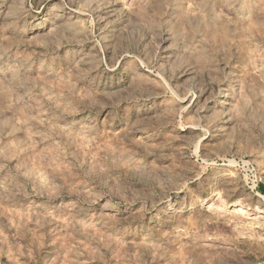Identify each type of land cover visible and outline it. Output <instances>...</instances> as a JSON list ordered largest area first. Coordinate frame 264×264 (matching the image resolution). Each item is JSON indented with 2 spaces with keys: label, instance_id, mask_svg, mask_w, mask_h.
I'll return each mask as SVG.
<instances>
[{
  "label": "rangeland",
  "instance_id": "obj_1",
  "mask_svg": "<svg viewBox=\"0 0 264 264\" xmlns=\"http://www.w3.org/2000/svg\"><path fill=\"white\" fill-rule=\"evenodd\" d=\"M0 264H264V0H0Z\"/></svg>",
  "mask_w": 264,
  "mask_h": 264
}]
</instances>
